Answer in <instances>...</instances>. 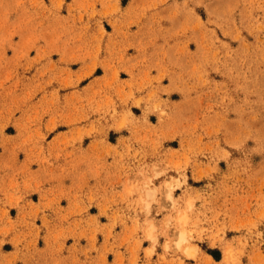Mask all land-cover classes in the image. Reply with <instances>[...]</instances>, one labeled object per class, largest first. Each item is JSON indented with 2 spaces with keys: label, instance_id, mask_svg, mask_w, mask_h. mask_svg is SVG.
Returning a JSON list of instances; mask_svg holds the SVG:
<instances>
[{
  "label": "rangeland",
  "instance_id": "rangeland-1",
  "mask_svg": "<svg viewBox=\"0 0 264 264\" xmlns=\"http://www.w3.org/2000/svg\"><path fill=\"white\" fill-rule=\"evenodd\" d=\"M0 264H264V0H0Z\"/></svg>",
  "mask_w": 264,
  "mask_h": 264
},
{
  "label": "bare ground",
  "instance_id": "bare-ground-1",
  "mask_svg": "<svg viewBox=\"0 0 264 264\" xmlns=\"http://www.w3.org/2000/svg\"><path fill=\"white\" fill-rule=\"evenodd\" d=\"M170 193H171V192H170ZM188 247H189V246H188ZM188 247H187V248H188ZM192 247H193V246H192ZM192 247H189V249L187 250V252H188V251L190 250V248H192ZM188 254H190V253H188Z\"/></svg>",
  "mask_w": 264,
  "mask_h": 264
}]
</instances>
